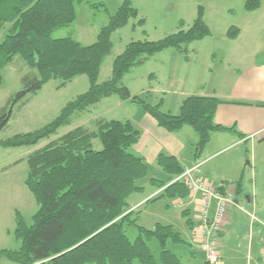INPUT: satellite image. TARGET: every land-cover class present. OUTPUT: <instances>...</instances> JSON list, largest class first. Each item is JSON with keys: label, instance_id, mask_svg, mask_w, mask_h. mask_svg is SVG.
I'll use <instances>...</instances> for the list:
<instances>
[{"label": "trees", "instance_id": "1", "mask_svg": "<svg viewBox=\"0 0 264 264\" xmlns=\"http://www.w3.org/2000/svg\"><path fill=\"white\" fill-rule=\"evenodd\" d=\"M84 1L0 0V33L6 30L0 41V86L1 70L16 57L31 70L22 77V89L0 113V132L8 125L12 108L28 95L36 94L50 80L59 81L57 89L77 76L84 75L89 82L88 90L68 102L43 128L0 140L3 149L28 147L48 140L26 161L25 186L37 210L30 225L16 212L13 236L19 241V247L0 251V259L11 264H183L167 248L168 244H185L179 231L159 223L151 229L140 227L129 209L128 198L142 191L137 183L148 176L144 160L130 152L139 142L140 132L129 120H99L96 132L78 127L57 139L50 138L60 128L68 126L77 114L113 96L140 107L167 133L191 128L197 135L193 147L195 162L201 158L212 134L230 131L243 138L235 128L215 124L219 105L215 98L189 96L180 104L178 113L172 115L161 111L163 100L152 106L139 96L131 95L123 84L124 77L133 68L163 51L174 49L187 60L188 46L211 36L204 21V8L197 6L196 18L186 30L180 23L178 32L162 40L127 44L112 63L110 79L98 83L102 63L113 48L112 34L126 27L132 19L136 21L133 29L143 26L145 21L139 19L133 0H122L94 44L83 46L71 36L55 38L58 30L74 23L76 6ZM260 4V0H244V10L254 12ZM239 34L240 30L232 26L225 36L233 41ZM94 140L100 142V150L93 149ZM245 152L248 153L247 148ZM156 165L165 177L149 179V185L160 192L147 202L187 198V188L180 182H173L185 170L179 161L173 156L159 154ZM241 181L242 178L236 182L237 194ZM186 224L189 225L190 220H186ZM125 226L136 228L138 234L134 240L125 235ZM152 240L159 249L158 260L148 246Z\"/></svg>", "mask_w": 264, "mask_h": 264}, {"label": "rangeland", "instance_id": "2", "mask_svg": "<svg viewBox=\"0 0 264 264\" xmlns=\"http://www.w3.org/2000/svg\"><path fill=\"white\" fill-rule=\"evenodd\" d=\"M121 2L122 0H85L84 3L76 6L74 23L58 30L54 37L71 36L83 46L94 44L101 28L108 24L110 17L117 12ZM133 5L138 11L139 19H143L145 23L143 26L133 29L132 25L136 21L132 19L126 27L112 34L113 48L102 63L98 83L110 79L112 63L124 51L127 44L133 41L155 42L162 40L166 36L178 32L181 29L180 23L184 24V30L188 29L196 18L198 5L204 8V21L211 31V36L208 38L200 42H193L188 46L187 60L174 49H169L152 56L143 65L133 68L124 77L123 84L131 95L139 96L152 106L163 100L162 112L175 115L184 99L203 94L200 87L209 81V70L213 64L215 65L214 79H217L221 69H225L227 66L226 61L228 60L222 59L223 55L227 56L228 53L235 52V43H240V41L232 43L226 38L225 33L230 27L249 26L252 38L245 40V46H248L247 51L252 54L264 51V27L251 29L250 21L244 10V0H202L201 2L198 0H133ZM5 35L6 30L0 33V40ZM30 73L31 70L20 57H16L12 63L1 70L0 113L8 107L12 96L22 89V77ZM58 84V80H50L36 94L28 95L22 102L16 104L12 108L8 125L0 132V140H7L16 135L32 133L43 128L58 116L68 102L75 100L89 88L88 79L84 75L75 77L63 88L57 89ZM146 116L147 114L140 107L113 96L103 99L85 112L77 114L68 126L60 128L57 134L50 139H57L78 127L96 132V123L99 120H131L140 128L139 125L143 124L141 119ZM186 129L192 138L196 137L197 139V135L191 128L187 127ZM185 138L190 139L188 136ZM171 139L157 138V142L170 143ZM174 139L180 142L181 136ZM47 142L48 140L45 139L33 146L13 149L0 148V251L16 250L19 247V241L13 236L16 212L20 214L27 225L31 224L37 205L25 186L28 171L26 161L32 152L43 147ZM230 144L227 142L222 144L220 149H217L216 156L205 167L214 169L219 166L230 175L236 173L238 175V172L244 171L243 192L250 194V188L252 185L255 186L257 201L254 207L264 220V165L257 168L255 174L251 173V167L248 165L250 157L245 152V148L236 145L229 146ZM135 147L132 146L130 152L141 157L148 168V176L137 183L139 187H142V191L132 194L127 200L130 211H133L134 217L137 218V225L151 229L157 223L171 224L176 229L183 230L187 218L181 214V211L189 203L187 199L182 201V205L179 206L171 205L170 202L173 200L165 198L152 202L145 200L131 208L132 205H136L145 198L152 199L157 196L156 193L151 196L157 189L149 185L150 178L162 180L165 177L156 165V161L152 160L153 156L144 159L136 153ZM93 149H101L98 140L93 141ZM192 149L193 147L189 146L186 150L187 154L184 155L186 158L189 157L188 160L192 158L190 157ZM163 152L161 149L158 154H163ZM202 160L201 157L199 161H196V164L202 165ZM239 198L243 200V197ZM167 204L170 208H166ZM124 232L131 241L138 234L134 226H125ZM148 246L155 259L158 260L159 249L155 240L148 242ZM181 247L187 249L186 245L173 246L171 244H168L167 248L180 257L183 264H188L183 261L186 259L180 254L185 252ZM235 249L233 248L230 253L224 252L225 255L234 257L228 264H238L237 248ZM200 252L196 256L195 263L191 264L202 263L204 254ZM222 261L223 259H220L219 262L222 263ZM0 264L11 263L0 259ZM134 264L138 263L134 262Z\"/></svg>", "mask_w": 264, "mask_h": 264}, {"label": "crops", "instance_id": "3", "mask_svg": "<svg viewBox=\"0 0 264 264\" xmlns=\"http://www.w3.org/2000/svg\"><path fill=\"white\" fill-rule=\"evenodd\" d=\"M260 2L259 9L250 13L246 12L252 30L256 27H264V0H260ZM238 29L240 30L238 38L231 41L232 43L240 41V43H235L236 51L228 53L227 56L223 55L222 59L228 60L226 61L227 66L225 69H221L216 80L213 75L215 65H211L209 81L200 87L203 94L198 96L217 99L219 105L214 117L215 124L224 128H235L238 133L243 135V138H239L230 131L212 134L211 140L201 156L203 159L201 163L203 164L199 167L197 174L216 188L227 183H236L244 174V171H240L238 175H236L237 173L230 175L219 166L214 169L205 167L216 156L218 153L217 149H220L222 144L226 142L231 143L229 146L236 145L247 148L250 157L248 165L251 167V173L254 172L255 174L257 168L264 165V51L255 54L248 52L245 40L252 38L249 26H240ZM151 120L152 118L149 115L141 119L143 122V124L139 125L141 129L133 121L129 120L140 132V140L134 145L136 146V153L144 159L153 156L152 160L156 161L159 155L158 151L162 149L164 155L175 157L184 169H189L196 165L193 159V151L190 153L192 158L189 160V157L186 158L184 156L187 154V148L189 146L190 148L194 147L197 142L196 137L192 138L189 135L187 127H184L178 133H167L159 128L155 121ZM179 136H181V141L177 142L174 138ZM186 136L190 139L187 140ZM157 138L172 139L170 143H161L157 142ZM243 190L244 187L241 181L240 190L236 194L235 201L238 207L243 208L244 211L242 212L239 208L229 209L226 214L223 231L219 235L218 252L220 259H223L220 264H228L230 259H234V257H229V255L224 253L232 252L233 248L234 250L237 248L238 264H261L262 262L264 229L262 230L261 223L264 220H262L254 207L257 201L255 186L252 185L250 188V194H245ZM159 192L160 190H156L151 196L158 195ZM240 196L243 197V200L239 198ZM186 199H182V201ZM145 200L147 202L149 199L145 198L136 205H132L131 208L138 206ZM170 203L173 205L174 201ZM168 207L170 208L167 204L166 208ZM183 213H186L187 216H184ZM181 214L187 218L186 220H190L191 225L186 224L183 230L177 229L185 241L184 245L187 246V249L181 247L185 252L180 254L186 259L183 261L191 264L195 263L196 256L201 250L198 249L193 240L195 213L190 201L187 206H184ZM204 263L205 256L203 255L201 264Z\"/></svg>", "mask_w": 264, "mask_h": 264}, {"label": "built area", "instance_id": "4", "mask_svg": "<svg viewBox=\"0 0 264 264\" xmlns=\"http://www.w3.org/2000/svg\"><path fill=\"white\" fill-rule=\"evenodd\" d=\"M200 166L196 164L185 169L173 182H180L188 190L187 199L195 213L193 240L196 246L208 264H219L218 239L225 225L226 214L229 209L239 208L235 201L237 186L236 183H227L219 188L212 186L198 176ZM173 205H182V199L174 200ZM239 210L244 211L241 207ZM261 224L264 229V222ZM261 264H264V254Z\"/></svg>", "mask_w": 264, "mask_h": 264}]
</instances>
